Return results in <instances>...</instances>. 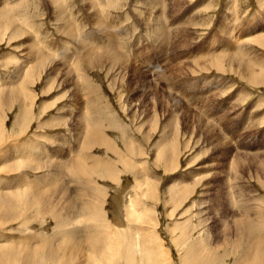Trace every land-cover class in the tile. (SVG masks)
Masks as SVG:
<instances>
[{
    "label": "rangeland",
    "instance_id": "rangeland-1",
    "mask_svg": "<svg viewBox=\"0 0 264 264\" xmlns=\"http://www.w3.org/2000/svg\"><path fill=\"white\" fill-rule=\"evenodd\" d=\"M5 1L6 3L3 4L1 3L2 0H0L1 16H4L3 18L7 21L9 18L11 19V21L16 18L13 21V24L25 22L27 23L28 27H25L23 31L18 32H16L17 29L11 25V29L7 26L4 27L3 31H1L0 28V90L5 91L2 90L3 88L11 89L10 91H6L1 94L2 99L0 103V119L2 120H0V129L1 132L11 131V133L17 135H15L16 137H10L9 134L8 137H4L8 140L15 139L16 144L20 146V149H18L14 144L12 145V154H15L13 159L17 164H22V162L24 163L31 161L32 164H29L30 166H39L38 164L40 163V165H42L43 167L38 171H35L36 173L33 172V169L31 171L28 169L30 171L29 173H26L28 172L26 171V169H15L14 172H5L6 169L11 166L9 163H6L8 166H2L1 168L4 169L2 172H0V174L4 175V177L16 176V180H18V177L20 176L22 183L31 187V191L29 193H34V184L37 181V178L40 177L42 174H45L48 170L52 169L50 166L43 165V163H47V159H45L43 154H41L39 151L40 149L44 151L45 143H49L47 139L51 138V134H47V130L38 129L37 125L40 121L47 122V120L52 116H57L58 118V115H62L61 112H66V110H69L70 108L71 110H73V119L68 114L67 119H62L66 121V123H63L64 125L61 124L63 121H61L59 118L52 119L53 123H57L58 121V124H61L57 127L55 126L56 128L54 127L57 132L60 131V133H62L61 138L57 140L59 143H62V148H60L61 152L59 151L60 154L58 156L60 157V160H62V162H66L67 160L69 162L73 158H76L78 154L82 155L83 153L88 152V150L85 149L83 151V147H80L81 137L76 134L77 132L75 131L73 124H76L77 119L79 117L78 113L81 108H83L82 111L84 112H88V109L84 108L90 107L89 112H91L92 110L88 94L85 93L80 87L84 82H87L89 78L91 79L92 85L97 88L95 94L102 95V99L104 100V102H106L104 103V112L103 110L100 111L98 109L96 117L101 116V118L104 119V116H108L111 120L113 119L112 121H114L115 118V123L117 124V126H120V128L110 125L109 127L108 123L106 122L107 124H104V126L108 129L105 128L104 132L106 133L107 138L110 139L112 144L116 145L114 147H116L118 151L120 150V152L125 155V158L129 159L131 163V166H128V168L126 163L123 162L124 159L119 160V158H117L114 153L108 152V154H104L103 150L97 145L92 146V149L90 148V153L93 152V154H95L97 157H106L105 159H107L111 163L110 166H99L101 170V173H99V175L93 174V169L90 167H88V169H85L84 167L82 169L80 168L79 170H76V174L79 172L82 174V180H84L86 185L92 186L91 190L92 192L94 191L93 194L98 195L99 193L103 192L100 197L102 199L101 201L104 204L101 203L99 207L95 205L93 211L91 209V212H89V210L85 213V217L81 215L82 213L80 212V201L81 199L91 201L92 198L88 197L86 194H80V192H78L79 190H76L78 186L76 185L72 177V172L70 170L71 166H65L64 174H60L62 176V180L60 181H63V188L60 190L61 193L59 194L55 191L57 186H54L51 190L50 188H45L43 186L44 184L50 182V179H47L46 181L42 179L41 184L43 188L41 189V195L52 191L54 195H60V197L63 196L62 202H58L60 204H57V206L62 209L61 214L63 215H61V219L63 220L62 226L64 227V229L62 228V233L53 237V239H60L56 241H46L48 242V245L59 246V244H61L59 248L63 249L65 247L64 245H67L68 242V245H72V242L76 243L75 241H77L78 243L77 237L72 238L73 236H75V233L79 234L80 232L77 231L76 226H82V228H86L85 230L81 231L82 234H80L81 239L86 240H84L81 246L88 250L86 251L88 252V254L84 256L85 249H74V252L71 254L72 258H68L67 256L64 257V255L62 256L61 254L59 259L63 260L62 262L66 264L67 262L70 264H75L76 262V264H82L83 262L84 264H97L95 262V254H93L89 246V242L92 239L98 240V236H102L100 235L101 232L106 234L107 232H119L120 230H122L117 225V220H115L114 217L115 214L117 215L118 210L119 212L123 211L122 217L120 215L121 213L119 214L118 212V214L120 215V221L122 220L121 224L123 223V229L129 227L126 229V231H128V234H130L126 236L124 234L125 237L121 238V240L122 242H125L127 239V242H129L130 244L132 243L130 246L128 244L124 245L123 252L126 257H133V264H140L141 259L138 258L141 257L145 261V257L149 258V255L152 256L154 264L161 259L162 262L166 261L167 259L169 260V263L166 262L164 264H179L181 262V256L184 254L185 249L189 247L191 243L193 244L197 241L200 242L199 244L202 245L201 247H204L205 244L204 249L207 250L211 245H209L207 241L211 243L215 239L220 240L225 237V233H227V226L225 224L222 225V222L226 220L227 223L226 221L224 222L227 225L232 224L233 220L236 218V211L244 209L245 203H247L246 205L248 206L253 204L252 206H250L251 208L258 207L260 210L262 209L260 211V214L262 215L261 219L264 218V214L262 213L264 212V202L262 201L264 200V170H262L264 166L261 167V164L263 163L261 161H264V44L263 46L262 44H260L259 46V43H256L252 40L254 36L248 34L250 31H246L249 30L250 26L252 27L253 25H259L261 21H264V0H146V2L144 0H110L116 2V5L114 7L108 6V0ZM52 4H54V6L57 4L58 7L57 5L54 7ZM90 4L94 5L92 6ZM19 5L23 8H19ZM94 6L96 7V9ZM60 8L62 12L59 11ZM22 9H24V11ZM63 9L65 10V12H63ZM56 12L58 14L62 13V17L60 15H57ZM144 12H146V14ZM26 13H30L28 21L26 20ZM55 13L57 16L55 15L54 17L53 14ZM94 14H96V16H98L99 14L101 18H103L105 21H107V19L112 18L115 24L119 22V24L117 25H119L120 27L123 25V36L126 39L123 40L117 33H113L111 31H109V33L102 32L104 30L100 25L101 23L99 24L96 20H93ZM176 14L178 16H176ZM6 15H8L9 17ZM63 17L67 20L72 31L69 37H64V35L61 32H58L57 30V26L62 25L64 21ZM147 17L150 19L149 21H147L149 22V24L147 23L148 25H146L145 21L143 22V20H145ZM153 17H155L154 20H152ZM58 18H61L60 20L62 22L60 21L58 23ZM157 18L163 21V25H156L155 22ZM171 18H176V20H174V29L165 28V23L167 21L172 20ZM187 18L190 20L188 21ZM187 21L190 24H188ZM150 24L152 25V27H150ZM113 29H115V27H113ZM144 29L145 31H143ZM14 31L17 37H15L16 35L15 33H13ZM245 31L248 35L243 34L245 33ZM117 32H119V29ZM77 33L79 35V38L77 37L78 39L75 37V34ZM21 34H23L24 36H21ZM86 34L90 36H84ZM107 34H114L115 37L107 38ZM29 36L31 37L29 38ZM120 38L122 39V41H120ZM67 40H69L70 42ZM126 40H130L131 45H129V47L125 46L127 45ZM241 40L245 41L242 42ZM247 40H249V43H247ZM73 41L76 43H74ZM59 42L61 43V45L65 44L66 46H68V48L70 47V53H72L73 50H77L78 53L82 51L84 52V49H89L95 46L100 50H107L114 47L119 53L121 50H124L126 51L125 53L127 55H129V52H132V54H130L129 57L125 55L126 58L124 56L125 59L122 57L121 59H119V61H115L114 58L110 57V59H112L111 62L109 61V59L107 60L108 56L107 58L105 56L106 60L104 59V57L102 59L101 56H95L98 57L97 59L99 60V62L94 57L90 58L91 60L96 59L97 62L95 61L94 65H80L79 63H77L78 58L76 57V54L75 56L67 55L65 57L66 54L61 51V45ZM123 42L125 44V47L123 45L121 46V43ZM69 43L73 44L69 46L67 45ZM80 44L83 50L79 48L81 47ZM240 44H242L243 46ZM238 46L240 49L238 48ZM25 48L28 49L26 50ZM71 48L73 50H71ZM236 48H238L239 50ZM31 49L35 52L37 51V49H39L42 53L49 56L50 53L56 54V56H54L52 60L50 59L51 61H53V68L56 77L58 79H64L65 77H63V74L64 72H66L65 74H71L69 75L70 80H67V83L65 82L62 86H60V84L58 85L57 81L47 85V75L45 73H33V75H31V68L37 64V61L41 62L40 57H32L31 54L33 51ZM29 51L31 52V54H29ZM245 51H247L248 55ZM27 52L29 55L27 54ZM235 52L236 54H234ZM28 57H30V60ZM232 58H235L233 59L234 63H230V60H232ZM255 58L258 59L256 60ZM12 60H14L13 63ZM217 60L218 62H216ZM235 60L237 61L235 62ZM64 61L68 62L66 63V66L63 67L62 64ZM101 61H103L104 63L106 62L107 64H104ZM254 63L256 67L254 66ZM103 66H105L106 68ZM239 66H243L241 67V70L239 69ZM19 67L22 68V70ZM96 67H98V69H96ZM48 68L50 70V66ZM218 68L219 70H221L219 71ZM18 69H20L21 72H19ZM165 70H167L166 73ZM247 70H252L254 73H257L255 74L256 78L254 77V73L252 71L246 72ZM16 71H18V73ZM244 71L248 76L244 74ZM159 73H163L161 74L162 76ZM240 73L243 76L246 75L244 76V79ZM58 74L60 76H58ZM160 79L162 81H160ZM53 84H55V86ZM163 89L167 90L165 91ZM32 91L34 93H32V98L34 100V111H32V109L30 108V114L32 116L30 115L29 118L32 120L31 121L29 118H24L20 96L25 94L26 92L30 93ZM76 100L79 102L78 104ZM127 100H129V102L132 101L131 103L135 106L132 107V105ZM173 102H175L177 108L175 104H173ZM66 104L68 106H66ZM100 104L101 103L99 101L97 103V106H100ZM152 104L155 106H153ZM49 106L52 107L49 108ZM39 107H41L42 110L39 109ZM126 108L128 109V112L126 111ZM129 108L132 110H130ZM38 110L39 112L37 113ZM142 110H144L142 112L143 115L141 114ZM258 112L259 114H257ZM132 114L134 115V117ZM17 115L19 118L17 117ZM198 116H201L203 118L201 119V117ZM36 118H38V120ZM133 118L134 120L132 122ZM13 119L15 120V122L13 121ZM86 121H88V119ZM92 121L93 120H89L88 122L92 123ZM21 123H29V126L26 129L27 137L23 138L22 140L17 139L22 136L19 135L22 134L20 132L25 130V128L21 127ZM195 124L197 125L195 126ZM95 126L100 125L95 124ZM212 126H215V131L214 127L211 128ZM112 127H114V129ZM50 131L51 133L55 132L52 130ZM50 131L48 133H50ZM144 131L146 135L144 134ZM201 131L203 132L201 133ZM36 134H40L39 139L36 137ZM218 135L221 137H219ZM124 136L127 137L128 141H131L133 143L131 144L129 142L131 144H129L130 147L132 148L134 146L132 149L130 148V150L132 151L129 150V155L127 152H125L127 150L126 147H123L122 143L119 144V142H117L118 140L122 141V138H124ZM29 138L32 140H30ZM147 139L150 143L147 141ZM167 139L170 141L171 145L170 152L167 151V149L164 148L163 145V143H165ZM50 140L53 141V139ZM26 141L30 144L31 150L30 147L28 148L27 144H25ZM214 143L218 144L215 145ZM205 144H207L206 147ZM210 145L213 147H211ZM64 146H66V148ZM154 146L159 147V153L153 154ZM176 147L178 148L176 149ZM202 147L205 148L207 151ZM32 148L35 150H32ZM201 148L203 149V151ZM211 148L214 149L212 150ZM259 148H261V151H258ZM70 149H72L73 151L70 152ZM163 150L167 152H164ZM48 151L50 152V148L48 149ZM160 151H163L162 154ZM166 154H169V157H166ZM253 154H255V157H252L254 156ZM257 154L260 155L257 156ZM239 156L242 157L240 158ZM256 156L259 158H257ZM239 158L240 162H238V160L235 161V159ZM261 158L262 160L260 161ZM253 159L255 160L253 161ZM242 161L244 163H241ZM68 162H66L65 165H69ZM246 162H248V164H245ZM17 164L16 166H18ZM26 164H24V166ZM170 164L174 166L172 167L170 166ZM236 164L239 168L241 167V165L243 166L244 164V166L239 169L240 172L238 171V167ZM125 165L128 169L125 168ZM105 168L110 169L109 173L108 171H106ZM111 168H114V170L112 169V171L115 172L114 177H112V175H109L111 174ZM67 169L69 171H67ZM235 169L237 170V172H235ZM260 169L262 171H260ZM90 170L92 172H90ZM102 171L104 173H102ZM254 171H258L256 175ZM21 173L24 174L21 176ZM50 173H53L54 175V173L56 172L52 171ZM238 173H240V175L242 174L243 176H238ZM251 174L253 176H251ZM103 175L106 176L103 177ZM151 175H153L152 178ZM236 176H238L239 180L238 178H236ZM256 176L261 180L256 179ZM9 177H7L6 179H9ZM139 177H141L142 179ZM136 178H138V180H136ZM156 179L158 180V182H156ZM86 180H89V184ZM139 180H141L140 183L147 180L146 183L148 182L149 184L147 193H136L137 191H141V189L137 190L136 188V182L138 183ZM153 180L155 182H153ZM95 181H97L98 183ZM184 181H186V183ZM140 183H138L139 186ZM185 184L188 187H186ZM237 186L240 188H237ZM150 188L158 192L156 193ZM171 189L174 191L172 192ZM150 192H153L152 195L156 193L153 198L152 196H149L151 195ZM182 192H184V195ZM173 193L175 195H173ZM250 193L252 196L250 195ZM140 194L141 196H139ZM247 197L249 200L247 199ZM69 198L72 200V203L75 204V206L72 204L70 207L73 209L76 208V212H72V214L67 215V213L64 212L66 208L64 209L63 207L67 206L65 203L69 200ZM250 198H252V201L250 200ZM131 200L132 202H135L133 203L135 207H130ZM253 200L255 204L258 205L254 206L255 204ZM258 200L262 201V203L260 202L261 204H259ZM119 203L121 205V208H123L124 210L118 208ZM78 204L80 206H78ZM18 208L20 207L18 206ZM138 208L140 209V212ZM77 209H79V211ZM135 209H138V211ZM22 210L31 213V209L27 206L25 207V209ZM134 210L136 211L135 214L143 216L141 217V220L135 219V217H133ZM96 211H98L99 213L101 212L100 217H98L99 215H96V213H98ZM129 211L131 212L130 216L133 218L129 216ZM225 211L229 215L226 214ZM229 212H231L232 215ZM64 213H66V215ZM104 213L105 215H103ZM141 213H143L144 215ZM225 214L226 216L228 215V218L225 216ZM86 215L90 217H87ZM102 215L104 218L106 216V219H104ZM70 216L72 217L70 218ZM91 216L94 217V219ZM148 216L149 218L146 219V217ZM101 217L103 219H100ZM86 218L88 221L86 220ZM89 220H91L92 222H89ZM100 221H103L104 223H101ZM49 222L53 223L52 220ZM18 223L19 221H15L10 225L14 228L16 225H18ZM32 223L34 222H31L30 224ZM51 223L49 226H51ZM108 224H110V226H108ZM69 225L72 227H70ZM262 225H264V222ZM101 229L105 230L102 231ZM24 231L25 229H22L21 231L14 230L12 232L0 229L1 234H8L12 236L11 241H14L16 238L22 237V235L20 234H23ZM44 232V235L52 234V232ZM69 232H71V234ZM116 235L119 236V233H115L114 238ZM66 237H68L69 240ZM136 239L139 240L138 244L140 247H136V242L138 241H136ZM25 240L26 239L17 241H22L24 244H26ZM63 240L65 242H63ZM0 243H7V241L3 240ZM87 245L88 247H86ZM206 245L208 246L206 247ZM65 249V252H67V248ZM225 251L227 254H225L226 257L222 255L215 259L212 258V260L208 259L209 262L207 260V263L218 264L222 261L223 263L227 262V264H229L228 262H230V258L234 260L235 253L234 250H231V252L228 254L229 248H223L218 254H224ZM74 254L75 256L73 257ZM159 255L161 256L159 257ZM157 256L159 257V259ZM163 257H165V260L163 259ZM123 260L124 258H122L121 260L118 259L117 262H114L115 264H132L130 261H128V259L125 262H123ZM143 260L142 262L146 264ZM232 260L230 264L232 263ZM177 261L179 263H177ZM222 262L220 264H223Z\"/></svg>",
    "mask_w": 264,
    "mask_h": 264
},
{
    "label": "bare ground",
    "instance_id": "bare-ground-1",
    "mask_svg": "<svg viewBox=\"0 0 264 264\" xmlns=\"http://www.w3.org/2000/svg\"><path fill=\"white\" fill-rule=\"evenodd\" d=\"M20 1V0H19ZM30 1V0H29ZM54 1V0H53ZM89 1H91V0H89ZM88 1V2H89ZM145 2H146V0H144ZM149 1V0H148ZM162 1V0H161ZM24 2V1H23ZM108 2V6H112V7H114L115 5H116V2L115 1H110V0H108L107 1ZM1 3H3V4H5L6 3V1L5 0H2V2ZM9 3V2H8ZM19 3V2H18ZM48 3V2H47ZM53 3V2H52ZM20 4V3H19ZM25 4H27V3H25ZM59 4V3H58ZM193 4V3H192ZM14 5V4H13ZM53 6H54V4H52ZM57 5V4H56ZM55 5V6H56ZM90 5H92V4H90ZM94 5V4H93ZM92 5V6H93ZM105 5V4H104ZM103 5V6H104ZM155 5V4H154ZM20 6V5H19ZM52 6V7H53ZM54 6V7H55ZM61 6V5H60ZM88 6H89V4H88ZM192 6V5H191ZM9 7V6H8ZM57 7H58V5H57ZM57 7H56V9H57ZM95 7V6H94ZM162 7V6H161ZM182 7H184V6H182ZM186 7V6H185ZM195 7V6H194ZM12 8H13V6H12ZM19 8H23V7H19ZM170 8V7H169ZM27 9V8H26ZM25 9V10H26ZM55 9V8H54ZM89 9V8H88ZM95 9H96V7H95ZM98 9V8H97ZM100 9V8H99ZM182 9V8H181ZM3 10V9H2ZM11 10V9H10ZM23 11H24V9H22ZM64 10V9H63ZM92 10H94V9H92ZM146 10H148V9H146ZM175 10V9H174ZM189 10V9H188ZM57 11V10H56ZM59 11H61L62 12V10H61V8H60V10ZM97 11V10H96ZM190 11V10H189ZM5 12V11H4ZM63 12H65V10L63 11ZM90 12H94V11H90ZM184 12V11H183ZM57 13V12H56ZM56 13L55 14H53L54 15V17H55V15H56ZM97 13V12H96ZM145 14H146V12H144ZM143 13V14H144ZM168 13H169V11H168ZM173 13V12H172ZM196 13V12H195ZM4 14V13H3ZM62 14V13H61ZM61 14H58L57 13V15H60L61 17H62V15ZM100 14V13H99ZM98 14V16H96V14H94L93 16H94V18H93V20H96L101 26H102V29L104 30V31H102V32H104V33H109V31H111V32H113V33H117L123 40L124 39H126V38H124V26L121 28L119 25H117V24H119V22L117 23V21H116V23L117 24H115V22H114V20L112 19V18H110V19H107V21H105L103 18H101V14L99 15ZM140 14V13H139ZM148 14H149V12H148ZM26 15H27V18H26V20L28 21V18H29V15H30V13H26ZM56 15V16H57ZM178 15H179V13H178ZM177 14H176V16H178ZM6 16H8V15H6ZM5 16V17H6ZM12 16V15H11ZM59 16V17H60ZM109 16V15H108ZM149 16V15H148ZM4 17V16H3ZM2 16H1V12H0V28H1V31H3L4 30V27H9L10 28V25L11 26H14L17 30H16V32H18V31H23V29L25 28V27H28V25H27V23H25L24 21V23H17V24H13V21L16 19H14L13 21H11V19L9 18L8 19V21L7 20H5L4 18H3ZM9 17V16H8ZM150 17V16H149ZM156 17V16H155ZM155 17H153V19L152 20H154V18ZM262 17V16H261ZM264 17V16H263ZM12 18V17H11ZM57 18V17H56ZM56 18H54V19H56ZM109 18V17H108ZM148 18V17H147ZM145 19V20H143V22L145 21V23H146V25H148L149 24V22H147V21H149L150 19L148 18V19ZM59 19V18H58ZM57 19V20H58ZM61 19V18H60ZM59 19V21H57L58 23L61 21ZM63 19H64V21H63V23H62V25H58L57 27V30H58V32H61L63 35H64V37H69L70 35H71V28H70V26H69V24H68V22H67V20L63 17ZM172 20H170V21H167L166 23H165V28H168V29H170V28H173L174 27V24H175V22H174V20H176V18H171ZM151 20V21H152ZM187 20L189 21L190 19H188L187 18ZM7 21V22H6ZM26 21V22H27ZM185 21V20H184ZM188 21H187V23H188ZM16 22V21H15ZM62 22V21H61ZM93 22V21H92ZM95 22V21H94ZM96 23V22H95ZM148 23V24H147ZM151 23V22H150ZM156 25H158V26H160V25H163V21L161 20V19H156ZM180 23V22H179ZM97 24V23H96ZM95 24V25H96ZM188 24H190V23H188ZM16 25V26H15ZM92 25V24H91ZM151 25V24H150ZM113 27H115V29L118 31V29H119V32H117L115 29H113ZM120 27V28H119ZM150 27H152V25L150 26ZM179 27V26H178ZM14 28V29H15ZM100 28V27H99ZM156 28H157V26H156ZM177 28V27H176ZM11 29V28H10ZM106 29H107V32H106ZM174 29V28H173ZM181 29V28H180ZM159 30V29H158ZM157 30V31H158ZM167 30V29H166ZM143 31H145V29L143 30ZM146 31H147V27H146ZM181 31V30H180ZM184 31V30H183ZM246 31H250L248 34L249 35H253L254 36V38L252 39L254 42H256V43H259V46H260V44H262V46H263V44H264V21H261L260 22V24L259 25H253L252 27L250 26L249 27V30H246ZM245 31V33H243V34H247V32ZM98 32V31H97ZM101 32V31H100ZM99 32V33H100ZM101 32V33H102ZM110 32V33H111ZM187 32V31H186ZM13 33H15V31L13 32ZM60 33V34H61ZM81 33V32H80ZM87 33V32H86ZM159 33V32H158ZM227 33V32H226ZM28 34V33H27ZM30 34V33H29ZM90 34V33H89ZM92 34V33H91ZM155 34V33H154ZM164 34V33H163ZM247 34V35H248ZM3 35H5V34H3ZM15 35H16V33H15ZM62 35V36H63ZM152 35V34H151ZM150 35V36H151ZM175 35V34H174ZM246 35V36H247ZM13 36V35H12ZM21 36H24L23 34H21ZM26 36V35H25ZM79 35H78V33L77 34H75V37L77 38ZM83 36V35H82ZM84 36H90V35H88V34H86V35H84ZM147 36V35H146ZM156 36V35H155ZM157 36H158V34H157ZM156 36V37H157ZM162 36V35H161ZM177 36V35H176ZM8 37V36H7ZM15 37H17V35L15 36ZM27 37V36H26ZM31 36H29V38H30ZM106 37L107 38H114L115 37V35L114 34H107L106 35ZM143 37V36H142ZM145 37V36H144ZM165 37V36H164ZM11 38V37H10ZM13 38V37H12ZM19 38V37H18ZM24 38V37H23ZM54 38V37H53ZM79 38V37H78ZM77 38V39H78ZM120 38V41H122V39ZM168 38V37H167ZM241 38H242V36H241ZM17 39V38H16ZM157 39V38H156ZM245 39V38H244ZM250 39V38H249ZM3 40V39H2ZM5 40V39H4ZM49 40V39H48ZM54 40V39H53ZM52 40V41H53ZM246 40V39H245ZM245 40H243V41H245ZM1 41V40H0ZM55 41H57V40H55ZM67 41H69V40H67ZM242 41V40H241ZM242 41V42H243ZM248 41V42H247ZM246 42L247 43H249V40H247ZM29 42V41H28ZM62 42V41H61ZM70 42V41H69ZM72 42V41H71ZM74 42V41H73ZM82 42H83V40H82ZM81 42V43H82ZM152 42V41H151ZM57 43V42H56ZM60 43V42H59ZM58 43V44H59ZM67 43V42H66ZM74 43H76V42H74ZM29 44H31V43H29ZM32 44H33V42H32ZM71 44H73V43H71ZM70 43L69 44H67V45H71ZM78 44H79V42H78ZM126 44L127 45H125L124 44V42L123 43H121V46L123 45H125V46H128L129 47V45H131L130 44V40H126ZM242 44H244V43H242ZM242 44H240V45H242ZM60 45H61V43H60ZM77 45V44H76ZM238 45V44H237ZM239 45V46H240ZM246 45H248V44H246ZM78 46V45H77ZM80 46H81V44H80ZM89 46H91V45H89ZM124 46V47H125ZM239 46H238V48H239ZM243 46V45H242ZM245 46V45H244ZM261 46V47H262ZM27 47V46H26ZM30 47V46H29ZM95 47V46H94ZM94 47H92V48H89V49H84L85 51L83 52L82 50V46L81 47H79V48H81L82 50H80V51H82V52H79L78 53V51L77 50H73L74 48H75V46H74V48L72 49L71 48V50H73L72 51V53H70V47L68 48V46H66L65 44H62L61 46H60V49H61V51L62 52H64V54H66L65 55V57L67 56V55H71V56H75V54H76V57L78 58V60H77V63H79L80 65L82 64H93L94 65V62L96 61V59L98 58V57H95V56H101V58L103 59V57H104V59H105V56H106V58H107V56H108V58H107V60L109 59V61L111 62V60L112 59H110V57L111 58H114V60L115 61H119V59H121L122 57L124 58V56L125 55H127L125 52L126 51H124V50H121L120 51V53L114 48V47H112V48H110V49H107V50H100V49H98V48H94ZM128 47H126V48H128ZM212 47V46H211ZM31 48V47H30ZM77 48V47H76ZM84 48V47H83ZM238 48H236V49H238ZM242 48V47H241ZM244 48V47H243ZM26 49V48H25ZM28 49V48H27ZM26 49V50H27ZM122 49V48H121ZM180 49V48H179ZM240 49V48H239ZM238 49V50H239ZM32 50V49H31ZM241 50H243V49H241ZM33 52H32V54H31V52L29 53V54H31L32 55V57H40V60H41V62H38L37 61V64L35 65V66H33L32 68H31V75H33V73H45L46 75H47V85L48 84H50V83H54V82H56L57 81V83H58V85L60 84V86H62L65 82L67 83V80L69 81L70 80V78H69V75H71V74H65L66 72H64V74H63V77H65L64 79H58L57 77H56V75H55V73H54V68H53V61H51L52 60V58L54 57V56H56V54H52V53H50V56L49 55H46V54H44V53H42L39 49H37V51L35 52L34 50H32ZM128 51V50H127ZM23 52V51H22ZM129 52V51H128ZM246 52V54H247V51H245ZM239 53H243V52H239ZM248 53H250V52H248ZM253 53V52H252ZM252 53H251V55H252ZM256 53V52H255ZM254 53V54H255ZM27 54H28V52H27ZM28 54V55H29ZM130 54H132V52H129V55H127V57H129L130 56ZM178 54H179V52H178ZM234 54H236V52L234 53ZM245 54V53H244ZM61 55V54H60ZM241 55V54H240ZM248 55V54H247ZM250 55V54H249ZM131 56H133V55H131ZM181 56V55H180ZM235 56V55H234ZM233 56V57H234ZM31 57V56H30ZM30 57H28L29 58V60H30ZM31 57V58H32ZM61 57V56H60ZM96 58L95 60H91L90 58ZM178 57V56H177ZM237 57V56H236ZM240 57V56H239ZM250 57V56H249ZM258 57V56H257ZM87 58V59H86ZM101 58H100V60H101ZM125 58H126V56H125ZM124 58V59H125ZM51 59V60H50ZM90 59V60H89ZM123 59V60H124ZM178 59V58H177ZM233 59H235V58H232V60H230V63L231 62H233L234 63V61H233ZM237 59V58H236ZM256 59V58H255ZM258 59V58H257ZM256 59V60H257ZM36 60V59H35ZM98 60V59H97ZM106 60V59H105ZM104 60V61H105ZM2 61V60H1ZM10 61V60H9ZM164 61V60H163ZM237 60H235V62H236ZM14 62V60H12V63ZM58 62V61H57ZM60 62V61H59ZM68 61H64L63 62V67L64 66H66V63H67ZM97 62V61H96ZM98 62H99V60H98ZM102 63H104L103 61H101ZM216 62H218V60L216 61ZM239 62V61H238ZM106 63V62H105ZM104 63V64H105ZM258 63V62H257ZM10 64H11V62H10ZM104 64H102V65H104ZM107 64V63H106ZM110 64V63H109ZM244 64V63H243ZM251 64V63H250ZM252 64H253V62H252ZM4 65H5V63H4ZM29 65V64H28ZM55 65V64H54ZM98 65H99V63H98ZM129 65H130V63H129ZM128 65V66H129ZM242 65V64H241ZM248 65H249V63H248ZM7 66V65H6ZM20 66V65H19ZM50 66V70H49V67ZM90 66V65H89ZM96 66V65H95ZM108 66V65H107ZM138 66V65H137ZM231 66V65H230ZM233 66V65H232ZM247 66V65H246ZM254 66H255V63H254ZM17 67V66H16ZM99 67V66H98ZM98 67H96V69H98ZM102 67V66H101ZM103 67H105V66H103ZM117 67V66H116ZM159 67V66H158ZM240 67V66H239ZM241 67H243V66H241ZM239 68L240 70L242 69V68ZM249 67H251V66H249ZM256 67V66H255ZM20 68V67H19ZM68 68H69V66H68ZM93 68V67H92ZM106 68V67H105ZM121 68V67H120ZM141 68V67H140ZM231 68V67H230ZM251 68H253V67H251ZM262 68V67H261ZM21 70H22V68H20ZM20 69H18L19 70V72H21L20 71ZM57 69V68H56ZM104 69V68H103ZM122 69V68H121ZM203 69H205V68H203ZM224 69V68H223ZM247 69H250V68H247ZM255 69V68H254ZM16 70V69H15ZM58 70V69H57ZM116 70H117V68H116ZM162 70V69H161ZM164 70V69H163ZM218 70H219V68H218ZM221 70V69H220ZM219 70V71H220ZM244 70V69H243ZM242 70V71H243ZM245 70H246V68H245ZM262 70V69H261ZM85 71V70H84ZM151 71V70H150ZM166 71L167 70H165V73H166ZM169 71V70H168ZM233 71V70H232ZM237 71V70H236ZM251 72L252 70H247L246 72ZM255 71V70H254ZM17 73H18V71H16ZM23 72H24V70H23ZM72 72V71H71ZM75 72V71H74ZM73 72V73H74ZM123 72V71H122ZM127 72V71H126ZM163 72V71H162ZM246 72L244 71V74H246ZM253 72V71H252ZM257 72V71H256ZM72 73V74H73ZM87 73V72H86ZM119 73V72H118ZM128 73V72H127ZM239 73V72H238ZM254 73V72H253ZM252 73V74H253ZM88 74V73H87ZM138 74V73H137ZM160 75L161 74H163V73H159ZM158 74V75H159ZM169 74V73H168ZM173 74V73H172ZM171 74V75H172ZM241 74V73H240ZM249 74V73H248ZM251 74V73H250ZM255 74H257V73H254L253 75H254V77H255ZM259 74V73H258ZM31 75H30V78H31ZM120 75V74H119ZM129 75V74H128ZM238 75V74H237ZM247 75V74H246ZM246 75H244V76H246ZM252 75V76H253ZM19 76H20V74H19ZM58 76H60L59 74H58ZM162 76V75H161ZM168 76V75H167ZM175 76V75H174ZM241 76H243L242 74H241ZM240 76V77H241ZM244 76H243V79H244ZM248 76V75H247ZM251 76V75H250ZM249 76V77H250ZM257 76V75H256ZM41 77H42V75H41ZM86 77V76H85ZM120 77V76H119ZM135 77V76H134ZM170 77V76H169ZM168 77V78H169ZM171 77H173V76H171ZM30 78H29V80H30ZM121 78V77H120ZM126 78V77H125ZM176 78V77H175ZM246 78V77H245ZM251 78H253V77H251ZM256 78V77H255ZM254 78V79H255ZM33 79V78H32ZM126 80V79H125ZM166 80H169V79H166ZM72 81H73V79H72ZM112 81V80H111ZM134 81V80H133ZM144 81V80H143ZM160 81H162L161 79H160ZM165 81V80H164ZM251 81H252V79H251ZM256 81V80H255ZM81 82V81H80ZM152 82V81H151ZM169 82V81H168ZM167 82V83H168ZM257 82V81H256ZM73 83H74V81H73ZM158 83V82H157ZM96 84V83H95ZM163 84H165V83H163ZM169 84V83H168ZM255 84V83H254ZM52 85V84H51ZM54 86H55V84H53ZM109 85V84H108ZM152 85V84H151ZM13 86V85H12ZM124 86V85H123ZM161 86V85H160ZM163 86V85H162ZM165 86V85H164ZM183 86V85H182ZM82 89H83V91L85 92V93H87L88 94V96H89V101H90V104H91V108H92V110H91V112H89V109H90V107L89 108H84V109H88V112H84V111H82L83 110V108H81V110H79V117H78V119H77V122H76V124H73V126H74V129H75V131L77 132H74V133H76L79 137H81V142H80V147H83V151H84V149L85 150H88V152L87 153H83L82 155L81 154H78L77 155V157L76 158H73L71 161H69L68 162V160L66 161V162H68V164L69 165H65V163L66 162H62V160H60V157L58 156L59 154H60V148H62L61 146H62V143H59L57 140H59L60 138H61V134L62 133H60V131L59 132H57V130H55L54 129V127L56 126H59V125H64L63 123L65 122L66 123V121L65 120H62V119H67V117H68V114L70 115V117L72 118L73 117V115H72V112H73V110H71V108L69 109V110H66V112H61V114L62 115H58V118L61 120V121H63L61 124H58L59 122L57 121V123H53L52 122V119H58L57 118V116H52V117H50L48 120H47V122L46 121H40L39 123H38V125H37V128L38 129H43V130H47L48 132L50 131V130H52V131H55V132H53V133H51V131H50V133H48L47 132V134H51V138H49V139H47L48 141H49V143H45V148H44V151L43 150H39L40 151V153L41 154H43V156H44V158L45 159H47V163H43V165L45 166H50L52 169H50V170H48L45 174H42L40 177H38L37 178V181L35 182V184H34V188H35V191H34V193H29L31 190V187H29L28 185H24L23 183H22V181H21V178H20V176L18 177V180H16V176H5L4 177V175H1L0 174V229H3V230H8V231H14V230H22V229H25V231L23 232V234H20V235H22V237H20V238H16L14 241H11V239H12V236L11 235H8V234H1L0 233V242L1 241H3V240H5V241H7V243H0V264H66V263H64V262H62L63 260H60L59 258H60V256H61V254H62V256L64 255V257L65 256H67L68 258L69 257H71L72 258V256H71V254L74 252V249H78V250H83V249H85V248H83L82 246H81V244L84 242V240H82L81 239V234H82V232L81 231H83V230H85L86 228H82V226H76V228H77V231H80L79 232V234H77V233H75V236H73L72 238H74V237H77V239H78V243H77V241H75L76 243H74V242H72L73 244L72 245H68L69 244V242H68V244L67 245H64L63 247V249H61V248H59L60 246H61V244H59V246H57L56 244H54V245H56V246H53V245H48V242H46V241H56V240H58V239H60V238H58V239H56V238H54L53 239V237L54 236H56V235H58V234H60V233H62V228L64 229V227L62 226V222H63V220L61 219V215H63V214H61V208L59 207V206H57V204H60V203H58V202H62V200H63V196L62 197H60V195H54V193L52 192V191H49V192H47V193H44V195H41V189L43 188V186L45 187V188H50V190L55 186H57V188L55 189V191L59 194V193H61L60 192V190L63 188V184H62V182L60 181V180H62L61 179V175L60 174H64V169H65V166H71V172H72V177H73V179H74V182L76 183V185L78 186V188H76V190H79L78 192H80V194H86L88 197H91L92 198V200L91 201H89V200H86V199H81V206L78 204V206H80L81 207V209H80V212L82 213L81 215H85V213L87 212V211H89V212H91V209H92V211H93V209L95 208V205L96 206H98L99 207V205H101V203L102 204H104L101 200V197H100V195L103 193V192H101V193H99L98 195H96V194H93V192H92V190H91V187L92 186H89V185H86V183L84 182V180H82L83 178H82V174L79 172V173H77L76 174V170H79L80 168L82 169V168H84L85 167V169L87 168L88 169V167H90V168H92L93 169V174H95V175H99V173H101V170H100V168H99V166H110V161H108L107 159H105L106 157H103V156H101V157H97L95 154H93V152L92 153H90V151H91V149L93 148L92 146H98V147H100L102 150H103V152H104V154H108V152H111V153H114L115 155H116V157L117 158H119V160L121 159H124V161L123 162H125L126 163V165H127V167L128 166H131V163H130V160L129 159H127V158H125V155L122 153V152H120V150L118 151L117 149H116V147H114V146H116V145H113L112 144V142L110 141V139L109 138H107V135H106V133L104 132V129L105 128H107V127H105L104 126V124H107L108 123V126L110 125V126H116V127H118V128H120V126H117V124L115 123V118H114V121H112L108 116H104V119L103 118H101V116L100 117H96V113L98 112V109L100 110V111H102L103 110V112H104V106H105V104L104 103H106V102H104V100L102 99V95H100V94H95V92H96V90H97V88L96 87H94L93 85H92V82H91V79L89 78L88 79V81L87 82H84L81 86H80ZM159 87V86H158ZM166 87V86H165ZM8 88V87H7ZM23 88V87H22ZM53 88V87H52ZM148 88V87H147ZM162 88V87H161ZM180 89V88H179ZM2 90H5V91H1L0 90V103H1V99H2V96H1V94H3L4 92H6V91H10L11 89L10 88H8V89H2ZM12 90H14V89H12ZM74 90V89H73ZM76 90V89H75ZM156 90V89H155ZM163 90H165V89H163ZM167 90V89H166ZM165 90V91H166ZM45 91V90H44ZM43 91V92H44ZM152 91H154V90H152ZM13 92V91H12ZM18 92V91H17ZM78 92V91H77ZM76 92V93H77ZM32 93H33V91L32 92H30V93H25V94H23V95H21L20 96V98H21V102H22V111H23V113H24V118L25 119H28L29 117H30V108L32 109V111H34L33 109H34V100H33V98H32ZM48 93V92H47ZM148 93V92H147ZM165 93V92H164ZM34 94V93H33ZM69 94V93H68ZM74 94V93H73ZM94 94V95H93ZM133 94V93H132ZM178 94V93H177ZM183 94V93H182ZM62 95V94H61ZM83 95V94H82ZM125 95V94H124ZM123 95V96H124ZM126 96V95H125ZM145 96V95H144ZM155 96V95H154ZM79 97V96H78ZM77 97V98H78ZM161 97V96H160ZM164 97V96H163ZM162 97V98H163ZM71 98V97H70ZM77 98H75V99H77ZM84 98H86V97H84ZM123 98H125V97H123ZM127 98V97H126ZM129 98V97H128ZM169 98V97H168ZM176 98V97H175ZM73 99H74V97H73ZM72 99V100H73ZM130 99V98H129ZM132 99H133V96H132ZM131 99V100H132ZM155 99V98H154ZM79 100H80V98H79ZM126 100V99H125ZM143 100V99H142ZM166 100H167V98H166ZM178 100V99H177ZM52 101V100H51ZM74 101V100H73ZM100 101V106H97V103ZM128 102H129V100H127ZM162 101V100H161ZM173 101V100H172ZM49 102V101H48ZM76 102H77V104L79 103L77 100H76ZM75 102V103H76ZM132 102V101H131ZM131 102H129L131 105H132V107L133 106H135L134 104H132ZM136 102V101H135ZM153 102H154V100H153ZM164 102H165V100H164ZM180 102V101H179ZM44 103V102H43ZM74 103V104H75ZM82 103V102H81ZM128 103V104H129ZM138 103V102H137ZM155 103H156V101H155ZM154 103V104H155ZM161 103V102H160ZM168 103H169V101H168ZM45 104V103H44ZM46 104H47V102H46ZM54 104V103H53ZM140 104H142V103H140ZM173 104H175V102H173ZM206 104V103H205ZM76 105V104H75ZM127 105V104H126ZM130 105V106H131ZM138 105V104H137ZM153 105V104H152ZM169 105V104H168ZM178 105H180V104H178ZM47 106V105H46ZM66 106H68L67 104H66ZM124 106V105H123ZM129 106V105H128ZM139 106H141V105H139ZM153 106H155V105H153ZM152 106V107H153ZM173 106V105H172ZM175 106H176V104H175ZM182 106V105H181ZM50 107H52V106H49V108ZM62 107V106H61ZM76 107H78V106H76ZM127 107V106H126ZM137 107V106H136ZM167 107V106H166ZM180 107V106H179ZM185 107V106H184ZM191 107V106H190ZM203 107V106H202ZM131 108V107H130ZM129 108V109H130ZM135 108V107H134ZM176 108H177V106H176ZM181 108V107H180ZM187 108V107H186ZM39 109H41V107H39ZM62 109V108H61ZM127 109V108H126ZM175 109V108H174ZM174 109H172V110H174ZM2 110V109H1ZM42 110V109H41ZM47 110H48V108H47ZM130 110H132V109H130ZM138 110H140V109H138ZM176 110V109H175ZM183 110V109H182ZM187 110V109H186ZM190 110H191V108H190ZM259 110V109H258ZM127 112H128V109L126 110ZM133 111H134V109H133ZM137 111V110H136ZM144 110H142L141 111V114H142V112H143ZM181 111V110H180ZM196 111V110H195ZM39 112V110L37 111V113ZM138 112V111H137ZM198 112V111H197ZM21 113V112H20ZM188 113V112H187ZM231 113H232V111H231ZM9 114V113H8ZM11 114V113H10ZM145 114V113H144ZM257 114H259V112L257 113ZM261 114V113H260ZM133 115V114H132ZM143 115V114H142ZM141 115V116H142ZM198 115V114H197ZM21 116V115H20ZM32 116V115H31ZM78 116V115H77ZM131 116V115H130ZM136 116V115H135ZM186 116H188V115H186ZM193 116V115H192ZM202 116H204V115H202ZM258 116V115H257ZM10 117V116H9ZM17 117H18V115H17ZM40 117V116H39ZM38 117V118H39ZM132 117V116H131ZM133 117H134V115H133ZM140 117V116H139ZM198 117H201V116H198ZM222 117V116H221ZM225 117V116H224ZM16 118V117H15ZM19 118V117H18ZM38 118H36L37 120H38ZM130 118V117H129ZM203 117H201V119H202ZM213 118V117H212ZM30 119V118H29ZM33 119H35V118H33ZM73 119V118H72ZM88 119V121L89 120H93L92 121V123H90V122H88V121H86ZM136 119V118H135ZM189 119H190V117H189ZM193 119H195V118H193ZM205 119V118H204ZM208 119V118H207ZM0 120H2V119H0ZM31 120V119H30ZM42 120V119H41ZM68 120H70V119H68ZM133 120H134V118L132 119V122H133ZM264 120V119H263ZM13 121L15 122V120L13 119ZM32 121V120H31ZM60 121V122H61ZM72 121V120H71ZM110 123H109V122ZM193 121V120H192ZM191 121V122H192ZM2 122V121H1ZM7 122H8V120H7ZM34 122V121H33ZM32 122V123H33ZM107 122V123H106ZM200 122H201V120H200ZM37 123V122H36ZM118 123V122H117ZM142 123V122H141ZM203 123V122H202ZM205 123V122H204ZM214 123H215V120H214ZM263 123V122H262ZM12 124V123H11ZM15 124H18V123H15ZM95 124H99L100 126H95ZM154 124V123H153ZM206 124H208V123H206ZM261 124V123H260ZM1 125V124H0ZM21 125V127H23V128H25V130L24 131H22V132H20V133H22V134H19V132H18V134L19 135H22L21 137H19V138H17V139H23V138H26L27 137V134H26V129H27V127L29 126V123H24V124H20ZM197 124H195V126H196ZM15 126V125H14ZM109 126V127H110ZM140 126H141V124H140ZM154 126V125H153ZM194 126V127H195ZM201 126V125H200ZM203 126V125H202ZM209 126H210V124H209ZM226 126V125H225ZM10 127V126H9ZM13 127V126H12ZM16 127V126H15ZM55 127V128H56ZM71 127V126H70ZM204 127H205V125H204ZM214 127V131H215V126H212L211 128H213ZM36 128V129H37ZM113 129H114V127H112ZM111 128V129H112ZM138 128V127H137ZM4 129V128H3ZM108 129V128H107ZM201 129V128H200ZM199 129V130H200ZM17 130V129H16ZM20 130H22V129H20ZM119 130V129H118ZM139 130V129H138ZM141 130V129H140ZM145 130V129H144ZM151 130V129H150ZM203 130V129H202ZM217 130V129H216ZM221 130V129H220ZM9 131V130H8ZM39 131V130H38ZM115 131H116V129H115ZM4 132V131H3ZM3 132H1V129H0V172H2L3 171V169L4 168H1L2 166H6L8 163L11 165L8 169H6V171L5 172H14V170L15 169H20V170H22V169H26V171H28V172H26V173H29L32 169H33V172H35V171H38L39 169H41L43 166L42 165H40V163L38 164L39 166H30L29 164H32L31 163V161H30V159H29V161L30 162H22V164H17L15 161H14V159H13V157H14V155L15 154H12V145L14 144L15 146H16V148H18V149H20V146L19 145H17L16 144V141H15V139H6V138H4L5 136L6 137H8L9 136V134H10V137H12V136H14V137H16L17 135L16 134H14V133H11V131L10 132H4V134H3ZM12 132H13V130H12ZM65 132V131H64ZM203 131H201V133H202ZM208 132V131H207ZM213 132V131H212ZM211 132V133H212ZM17 133V132H16ZM59 133V134H58ZM146 133H147V131H146ZM192 133V132H191ZM196 133V132H195ZM209 133V132H208ZM207 133V134H208ZM214 133H216V132H214ZM58 134V135H57ZM144 134H145V131H144ZM151 134V133H150ZM169 134H170V132H169ZM172 134V133H171ZM210 134V133H209ZM208 134V135H209ZM16 135V136H15ZM75 135V134H74ZM146 135V134H145ZM166 135V134H165ZM212 135V134H211ZM152 136V135H151ZM151 136H150V138H151ZM168 136V135H167ZM219 136V135H218ZM36 137L39 139L40 138V134L38 135V134H36ZM78 137V138H79ZM209 137V136H208ZM219 137H221V136H219ZM122 138V137H121ZM212 138V137H211ZM218 138V137H217ZM3 139V140H2ZM30 139V138H29ZM50 139H53V141H51ZM123 140L122 141H120V140H118L117 142H119V144L120 143H122L123 145V147H126V151L125 152H127L128 153V155H129V150H130V145L131 144H133L131 141H128V139H127V137L126 136H124V138H122ZM209 139V138H208ZM207 139V140H208ZM30 140H32V139H30ZM214 140V139H213ZM222 140V139H221ZM18 141V140H17ZM29 141V140H28ZM39 141V140H38ZM80 141V140H79ZM135 141V140H134ZM147 141H148V139H147ZM218 141H220V140H218ZM226 141V140H225ZM13 142V143H12ZM20 142V141H19ZM18 142V143H19ZM46 142V141H45ZM131 144H130V143ZM137 142V141H136ZM144 142V141H143ZM142 142V143H143ZM149 142V141H148ZM201 142V141H200ZM216 142V141H215ZM229 142V141H228ZM23 143V142H22ZM21 143V144H22ZM75 143V142H74ZM140 143V142H139ZM139 143H138V145H139ZM150 143V142H149ZM148 143V144H149ZM172 143V142H171ZM202 143V142H201ZM25 144H27V146H28V148L30 147V144L26 141L25 142ZM130 144V145H129ZM175 144V143H174ZM209 144H210V142H209ZM208 144V145H209ZM212 144H213V142H212ZM215 144V143H214ZM218 144V143H217ZM217 144H215V145H217ZM221 144H222V142H221ZM32 145H33V142H32ZM163 145H164V148H166L167 149V151H169L170 152V148H171V145H170V141L167 139L166 140V142L165 143H163ZM203 145V144H202ZM206 145L207 144H205V147H206ZM214 145V146H215ZM71 146V145H70ZM172 146H173V144H172ZM177 146H179V145H177ZM196 146V145H195ZM211 146V145H210ZM22 147V146H21ZM65 148H66V146H64ZM134 147V146H133ZM132 147V148H133ZM138 147V146H137ZM139 147H140V145H139ZM160 147H161V145H160ZM181 147V146H180ZM199 147V146H198ZM211 147H213V146H211ZM46 148H47V150H46ZM50 148V152H52V153H50L49 151H48V149ZM91 148V149H90ZM119 148V147H118ZM131 148V149H132ZM178 147H176V149H177ZM203 148V147H202ZM201 148V149H202ZM208 148H210V147H208ZM220 148V147H219ZM73 149V148H72ZM72 149H70L69 151L70 152H72L73 150ZM78 149V148H77ZM90 149V150H89ZM139 149V148H138ZM158 149H159V147H155L154 146V151H153V154L154 153H159V151H158ZM182 149V148H181ZM203 149H205V148H203ZM203 149H202V151H203ZM212 149V148H211ZM214 149V148H213ZM212 149V150H213ZM261 148H259L258 149V151L260 150ZM263 149V148H262ZM30 150H31V147H30ZM32 150H35V149H33L32 148ZM108 150H110V151H108ZM135 150V149H134ZM160 150V149H159ZM162 150V149H161ZM206 150V149H205ZM60 151V152H59ZM130 151H132V150H130ZM164 151V150H163ZM162 151V152H163ZM167 151H164V152H167ZM175 151H178V150H175ZM207 151V150H206ZM210 151V150H209ZM230 151V150H229ZM261 151V150H260ZM78 152V151H77ZM161 152V151H160ZM162 152H161V154H162ZM168 152V153H169ZM173 152V151H172ZM176 153V152H175ZM174 153V154H175ZM261 153V152H260ZM67 154V153H66ZM152 154V153H151ZM177 154V153H176ZM24 155H25V152H24ZM159 155V154H158ZM233 155V154H232ZM254 156H252V157H255V154H253ZM258 155H260V154H257V156ZM261 155H262V153H261ZM263 155H264V153H263ZM262 155V156H263ZM66 156V155H65ZM68 156V155H67ZM169 157V154H166V157ZM234 156V155H233ZM256 156V157H257ZM21 157V156H20ZM23 157V156H22ZM115 157V156H114ZM162 157H163V155H162ZM173 157H174V155H173ZM240 157V156H239ZM242 157V156H241ZM240 157V158H241ZM261 157V156H260ZM233 158V157H232ZM240 158L239 159H235V161H237L238 160V162H240ZM244 158V157H243ZM257 158H259V157H257ZM25 159V158H24ZM170 159V158H169ZM159 160V159H158ZM168 160V159H167ZM175 160V159H174ZM242 160H244V159H242ZM255 159H253V161H254ZM258 160V159H257ZM262 160V158L260 159V161ZM28 161V160H27ZM34 161V160H33ZM161 161H162V159H161ZM154 162V161H153ZM173 162V161H172ZM171 162V163H172ZM176 162V161H175ZM261 162H263L264 163V161L262 160ZM260 162V163H261ZM7 163V164H6ZM26 163H28V164H26ZM234 163H236V162H234ZM241 163H244L243 161L241 162ZM261 164V167H263L264 166V164ZM16 164L18 165V166H16ZM24 164H26L25 166H24ZM162 164V163H161ZM239 164V163H238ZM245 164H248V162H246ZM255 164V163H254ZM126 165H125V168H126ZM133 165V164H132ZM165 165H166V163H165ZM177 165V164H176ZM237 165V164H236ZM235 165V166H236ZM8 166V165H7ZM26 166H27V168H26ZM119 166V165H118ZM170 166H172L171 164H170ZM174 166V165H173ZM172 166V167H173ZM178 166V165H177ZM234 166V167H235ZM243 166H244V164H243ZM242 165H241V167H243ZM237 167H238V165H237ZM240 167V168H241ZM249 167V166H248ZM110 168V167H109ZM109 168H105L106 169V171H108V173H109ZM129 168V167H128ZM128 168H126V169H128ZM168 168H169V166H168ZM239 167H238V171H239V169H240ZM256 168V167H255ZM30 171H29V170ZM112 169L114 170V168H111V174H109V175H112V177H114L115 176V172H113L112 171ZM116 170V169H115ZM169 170H170V168H169ZM236 170V169H235ZM234 170V171H235ZM257 170V169H256ZM262 170H264V167H263V169ZM261 169H260V171H262ZM52 171H55L56 173H54V175H53V173H50V172H52ZM67 171H69L68 169H67ZM104 171V170H103ZM102 171V173H104ZM243 171V170H242ZM61 172V173H60ZM90 172H92L91 170H90ZM235 172H237V170L235 171ZM240 172V171H239ZM255 172V171H254ZM258 172V171H257ZM257 172H255V175H256V173ZM36 173V172H35ZM107 173V174H108ZM225 173V172H224ZM263 173V172H262ZM24 173H21L20 175L22 176ZM31 174V173H30ZM29 174V175H30ZM106 174V175H107ZM143 174V173H142ZM187 174V173H186ZM186 174H184V175H186ZM237 174V173H236ZM236 174H234V175H236ZM239 175L238 176H240V177H242L241 175H240V173H238ZM248 174H250V173H248ZM247 174V175H248ZM259 174V173H258ZM257 174V175H258ZM101 175V174H100ZM105 175V176H106ZM154 175V174H153ZM153 175H151V178H152V176ZM246 175V176H247ZM254 175V176H255ZM262 175V174H261ZM263 175H264V173H263ZM28 176V175H27ZM91 176V175H90ZM102 176V175H101ZM104 175H103V177H105ZM190 176V175H189ZM230 176V175H229ZM238 176H236V178H238ZM250 176V175H249ZM251 176H253L252 174H251ZM250 176V177H251ZM260 176V175H259ZM4 177V178H3ZM7 177H9V179H6ZM111 177V176H110ZM109 177V178H110ZM143 177V176H142ZM188 177V176H187ZM194 177V176H193ZM257 177V176H256ZM264 177V176H263ZM89 178V177H88ZM95 178H96V176H95ZM139 178H141V177H139ZM161 178H163V177H161ZM254 178V177H253ZM42 179L44 180V181H46L47 179H50V182H48V183H46V184H44L43 186H42V184H41V181H42ZM104 179V178H103ZM142 179V178H141ZM149 179H150V177H149ZM246 179V178H245ZM256 179H259L258 177L256 178ZM93 180V179H92ZM105 180H106V178H105ZM136 180H138V178H136ZM238 180H239V178H238ZM259 180H261V179H259ZM87 181V180H86ZM89 181V180H88ZM87 181V182H88ZM109 181V180H108ZM134 181V180H133ZM140 181L141 180H139L138 181V183H140ZM147 181V180H146ZM146 181H144V182H141L140 183V186L138 185V183L136 182V184L138 185H136V188H137V190L139 189H141V191H135L136 193H141V194H145V193H147V191H148V187H149V184H148V182L146 183ZM193 181V180H192ZM192 181H190V182H192ZM258 181V180H257ZM95 182H97V181H95ZM149 182H150V180H149ZM153 182H155L154 180H153ZM156 182H158V180L156 179ZM185 183H186V181H184ZM183 182V183H184ZM233 182V181H232ZM235 182H238V181H235ZM98 183V182H97ZM152 183V182H151ZM30 184H32V183H30ZM88 184H89V182H88ZM154 184V183H153ZM152 184V185H153ZM174 184H176V183H174ZM193 184V183H192ZM219 184V183H218ZM227 184V183H226ZM111 185V184H110ZM134 185V186H135ZM142 185H143V187H142ZM157 185V184H156ZM161 185V184H160ZM183 185V184H182ZM186 185V184H185ZM154 186V185H153ZM174 186V185H173ZM178 186V185H177ZM180 186V185H179ZM65 187H66V184H65ZM145 187V188H144ZM150 187H152V186H150ZM183 187V186H182ZM185 187V186H184ZM186 187H188L187 185H186ZM185 187V188H186ZM154 188V187H153ZM157 188V187H156ZM237 188H240V187H238L237 186ZM151 189V188H150ZM158 189H159V187H158ZM157 189V190H158ZM182 189V188H181ZM66 190V189H65ZM75 190V191H76ZM102 190V189H101ZM116 190V189H115ZM136 190V189H135ZM152 190V189H151ZM179 190V189H178ZM185 190V189H184ZM235 190H237V189H235ZM118 191V190H117ZM152 191H155V190H152ZM171 191L173 192L174 190H172L171 189ZM187 191H188V189H187ZM187 191H185V192H187ZM224 191V190H223ZM222 191V192H223ZM55 192V193H56ZM63 192V191H62ZM156 192V191H155ZM158 192V191H157ZM156 192V193H157ZM170 192V191H169ZM171 192V193H172ZM240 192V191H239ZM151 193V192H150ZM153 193V192H152ZM152 193H151V195H149V196H152V198H153V196L156 194H153L152 195ZM183 193V195H184V192H182ZM242 193V192H241ZM77 194V193H76ZM79 194V193H78ZM141 194L139 195V196H141ZM204 194V193H203ZM229 194V193H228ZM68 195V194H67ZM173 195H175L174 193H173ZM172 195V196H173ZM178 195V194H177ZM180 195V194H179ZM190 195V194H189ZM249 195V194H248ZM250 195H251V193H250ZM72 196V195H71ZM220 196V195H219ZM239 196V195H238ZM252 196V195H251ZM74 197V196H73ZM84 197V196H83ZM104 197V196H103ZM136 197H138V196H136ZM249 197V196H248ZM248 197H247V199H248ZM255 197V196H254ZM76 198V197H75ZM151 199V198H150ZM223 199V198H222ZM243 199V198H242ZM252 198H250V200H251ZM254 199V198H253ZM263 199H264V196H263ZM93 200H96V201H93ZM147 200H149V199H147ZM154 200V199H153ZM245 200H246V198H245ZM249 200V199H248ZM260 200H262V199H260ZM67 201V200H66ZM65 201V202H66ZM78 201V200H77ZM124 201V200H123ZM252 201V200H251ZM259 201V200H258ZM263 202H264V200H262ZM262 201H259V204H261L262 203ZM76 202V201H75ZM94 202H96V203H94ZM139 202V201H138ZM246 202V201H245ZM248 202V201H247ZM250 202V201H249ZM253 202H254V200H253ZM252 202V203H253ZM261 202V203H260ZM133 203H135L134 201L132 202V200H131V203H130V207H135V205L133 204ZM153 203V202H152ZM234 203V202H233ZM251 203V204H252ZM258 203V202H257ZM67 206L65 207H63L64 209H65V211L64 212H66L67 213V215H70V214H72V212L73 213H75L76 211H75V209H73V208H71L70 206L73 204L72 203V200L69 198V200L65 203ZM247 203H245L244 204V209H240V211H236V218L233 220V222H232V224H226L227 223V221L226 220H224V221H226V223L223 221L222 222V225H226L227 226V229H226V231H227V233H225L226 235H225V237L223 238V239H215L213 242H208L207 241V243H209V248L206 250V249H204V247H205V244H204V247H201L202 245H200L199 243L200 242H194L193 244L191 243V245L189 246V247H187L186 249H185V251H184V254L181 256L182 258H181V264H208L207 263V260L208 259H211L212 260V258H217V257H219V256H224V257H226V251L224 252V254L222 253V254H218L223 248H229V251H228V254L231 252V250H234V253H235V258H234V260H232L231 258H230V262H231V260H232V263L231 264H264V225H262L263 224V219H261L262 218V215L260 214V211L262 210H260L258 207L256 208V207H254V208H251L250 206H252V205H250V206H248V205H246ZM250 204V203H249ZM254 204H255V202H254ZM74 206H75V204H73ZM138 205V204H137ZM256 205H258V204H255L254 206H256ZM18 206L21 208H18ZM29 207L30 209H31V213H28L27 211H24V210H22V209H25V207ZM239 206H241V205H239ZM260 206V205H259ZM101 207V206H100ZM102 207H103V205H102ZM156 207V206H155ZM238 207V206H237ZM264 207V206H263ZM118 208L120 209L121 208V205H120V203H119V205H118ZM227 208V207H226ZM225 208V209H226ZM230 208V207H229ZM256 208V209H255ZM122 210H124L123 208H121ZM129 209V208H128ZM139 209V208H138ZM138 209H135V210H137L138 211ZM154 209V208H153ZM237 209V208H236ZM239 209V208H238ZM78 211H79V209H77ZM134 210V214H133V217H135V219H138V220H141V217H143V216H140L139 214H135V211ZM224 210V209H223ZM230 210H232V209H230ZM103 211V210H102ZM126 211H127V209H126ZM125 211V212H126ZM131 211V210H130ZM129 211V216L131 215V212ZM144 211H145V209H144ZM149 211V210H148ZM79 212V213H80ZM96 212H98V211H96ZM104 212V211H103ZM118 212H119V210L117 211V215L115 216L114 215V217H115V220H117V225L119 226V228H121L122 230H120L119 232H110V233H106V234H104V233H100V235H102L101 237L100 236H98L99 237V239L98 240H94V239H92L90 242H89V246H90V248H91V250H92V252H93V254H95V262L97 263V264H115V262L114 261H116L117 262V260L119 259V260H121L122 258H124V260H123V262H125L127 259H128V261H130L132 264H133V262H132V260H134L133 259V257H126V255H124V252H123V247H124V245H126V244H128L129 246L132 244H130L129 242H127V239H126V241L125 242H122V240H121V238H123V237H125L126 235H130V234H128V231H126V229L127 228H129V227H127V228H125V229H123V223L121 224V222H122V220L120 221V215H121V217H122V212H119V214H118ZM139 212H140V209H139ZM223 212V211H222ZM228 212V211H227ZM232 212V211H231ZM231 212H229L230 214H231ZM66 213H64L65 215H66ZM99 213V212H98ZM98 213H96V215L98 216V217H100V213L98 214ZM116 213V212H115ZM128 213V212H127ZM148 213V212H147ZM202 213H204V212H202ZM224 213V212H223ZM225 213H226V211H225ZM263 214H264V212H262ZM141 214H143V213H141ZM226 214H228V213H226ZM226 214H225V216H226ZM235 214V213H234ZM76 215V214H75ZM74 215V216H75ZM91 215V214H90ZM103 215H105V213L103 214ZM103 215H102V217H103ZM125 215V214H124ZM144 215V214H143ZM145 215H147V214H145ZM229 215V214H228ZM228 215L226 216L227 218H228ZM232 215V214H231ZM87 216V215H86ZM93 216H95V215H93ZM96 216V217H97ZM126 216V215H125ZM72 216H70V218H71ZM82 217V216H81ZM85 217V216H84ZM87 217H90V216H87ZM92 217V216H91ZM100 218V219H103V218ZM124 217V216H123ZM131 217V216H130ZM133 217H131V218H133ZM224 217V216H223ZM63 218V217H62ZM93 219H94V217H92ZM145 218V217H144ZM147 218H149V216L148 217H146V219ZM225 218V217H224ZM233 218H234V216H233ZM76 219V218H75ZM74 219V220H75ZM89 219V218H88ZM92 219V220H93ZM98 219V218H97ZM104 219H106V216H105V218ZM114 219V218H113ZM123 219V218H122ZM145 219V220H146ZM52 220V222L53 223H51V222H49V221H51ZM86 220H87V218H86ZM85 220V221H86ZM114 220V221H115ZM124 220V219H123ZM262 220V221H261ZM15 221H19V223H18V225H16L14 228L13 227H11V223H14ZM70 221V220H69ZM88 221V220H87ZM91 220H89V222H90ZM94 221V220H93ZM104 221H106V220H104ZM128 221V220H127ZM143 221V220H142ZM31 222H34V223H32V224H30ZM92 222V221H91ZM101 222V221H100ZM103 222V221H102ZM101 222V223H102ZM116 222V221H115ZM126 222V221H125ZM147 222V221H146ZM50 223H51V226H49L50 225ZM77 223V222H76ZM104 223V222H103ZM109 223V222H108ZM113 223V222H112ZM33 224H38V225H33ZM73 224V223H72ZM72 224H70V225H72ZM94 224H95V222H94ZM97 224V223H96ZM106 224H107V222H106ZM125 224V223H124ZM128 224V223H127ZM69 225V226H70ZM102 225V224H101ZM112 225V224H111ZM126 225V224H125ZM108 226H110V224H108ZM107 226V227H108ZM114 226H116V225H114ZM128 226V225H127ZM67 227H68V225H67ZM70 227H72V226H70ZM100 227V226H99ZM106 227V228H107ZM101 228H103V227H101ZM109 228V227H108ZM114 228H116V227H114ZM236 228V229H235ZM67 229V228H66ZM97 229H98V226H97ZM96 229V230H97ZM117 229H118V227H117ZM91 230V229H90ZM102 230V229H101ZM100 230V231H101ZM105 229H103L102 231H104ZM107 230V229H106ZM109 230V229H108ZM112 230V229H111ZM44 231H46V232H52V234L51 235H49L48 233V235H44L43 233H45ZM70 231H71V229H70ZM110 231V230H109ZM19 232V231H18ZM91 232V231H90ZM89 232V233H90ZM93 232V231H92ZM70 234H71V232H69ZM72 233H74V232H72ZM81 233V234H80ZM115 233H119V236L118 235H116L115 236V238H114V234ZM67 234H68V232H67ZM84 234V233H83ZM92 234V233H91ZM93 234H95V233H93ZM124 234H125V236H124ZM73 235V234H72ZM87 235V234H86ZM90 235V234H89ZM99 235V234H98ZM69 236V235H68ZM71 236V235H70ZM96 236V235H95ZM97 237V236H96ZM211 237V236H210ZM66 238H68V237H66ZM65 238V239H66ZM94 238V237H93ZM128 238V237H127ZM212 238V237H211ZM221 238V237H220ZM24 239H26L25 240V242H26V244H24L22 241H17V240H24ZM139 239V238H138ZM138 239H136V241L138 240ZM203 239V238H202ZM68 240H69V238H68ZM72 240V239H71ZM205 240V239H204ZM61 241V240H60ZM73 241H74V239H73ZM86 241V240H85ZM88 241V240H87ZM63 242H65L64 240H63ZM138 242H139V240L136 242V247H138L139 246V244H138ZM202 242V241H201ZM59 243V242H58ZM62 243V242H61ZM206 243V244H207ZM51 244V243H50ZM65 244V243H64ZM71 244V243H70ZM133 244H135V243H133ZM135 246V245H134ZM208 245H206V247H207ZM82 247V248H81ZM85 247V246H84ZM86 247H88V245L86 246ZM133 247V246H132ZM140 247V246H139ZM65 248H67V252H65ZM202 248V249H201ZM62 250V251H61ZM90 250V249H89ZM86 251H88V250H86L85 249V255L84 256H86L87 254H88V252H86ZM79 252V251H78ZM83 252V251H82ZM91 252V253H92ZM116 252V253H115ZM233 252V251H232ZM137 253H138V251H137ZM145 253V252H144ZM143 253V254H144ZM147 253V252H146ZM233 253V254H234ZM78 254V253H77ZM119 254V255H118ZM148 254V253H147ZM226 254V255H225ZM140 255V254H139ZM146 255V254H145ZM161 255H162V253H161ZM161 255H159V257L161 256ZM218 255V256H217ZM75 256V254L73 255V257ZM92 256V255H91ZM151 255H149V258H146L145 257V261L143 260V258H141V257H139L138 259H141L140 260V264H142L143 262H142V260L146 263V264H154L153 263V259H152V256L150 257ZM67 257H66V259H67ZM89 257V256H88ZM94 257V256H93ZM136 257V256H135ZM138 257V256H137ZM148 257V256H147ZM158 257V256H157ZM159 257H158V259H159ZM116 258H118V259H116ZM162 258V257H161ZM64 259V258H63ZM66 259H65V262H66ZM92 259V258H91ZM157 259V260H158ZM163 259L165 260V257H163ZM75 260V259H74ZM73 260V261H74ZM78 260V259H77ZM136 260H137V258H136ZM163 260V261H164ZM223 260V259H222ZM227 260V259H226ZM68 261V260H67ZM70 261H72V260H70ZM69 261V262H70ZM82 261V260H81ZM89 261V260H88ZM215 261V260H214ZM78 262H80V261H78ZM169 263V260L167 259L166 261H164V262H162V259L161 260H158V262H156L155 264H164V263ZM208 262H209V260H208ZM222 262V261H221ZM221 262H219L218 264H220ZM230 262H228L229 264H230ZM73 263V262H72ZM77 263V262H76ZM75 263V264H76ZM87 263V262H86ZM94 263V262H93ZM177 263H179L178 261H177ZM179 263V264H180ZM223 263V262H222ZM227 264V262H224L223 264ZM67 264H70V263H68L67 262ZM81 264V263H80ZM82 264H84V262L82 263ZM144 264V263H143ZM175 264V263H174Z\"/></svg>",
    "mask_w": 264,
    "mask_h": 264
}]
</instances>
